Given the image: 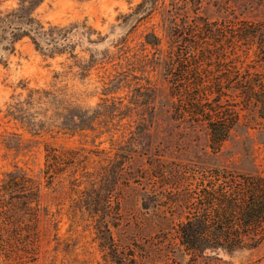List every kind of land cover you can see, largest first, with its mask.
Returning <instances> with one entry per match:
<instances>
[{
    "label": "rangeland",
    "instance_id": "1",
    "mask_svg": "<svg viewBox=\"0 0 264 264\" xmlns=\"http://www.w3.org/2000/svg\"><path fill=\"white\" fill-rule=\"evenodd\" d=\"M141 1L41 0L35 18L45 29L67 32L55 35L54 52L44 36H37L39 49L28 37L10 45L9 34L0 39V183L14 172L39 184L25 211L5 195L14 206L0 219V264H264V240L253 249L203 255L179 245L185 210L172 202L201 173L264 175V121L236 108L237 124L213 151L203 124L171 118L164 67L175 48L173 22L201 16L264 25V0L184 7L183 0H153L144 12L136 10ZM19 3L0 0V18ZM148 33L157 45L145 42ZM257 53L255 44L242 45L230 57L264 74ZM78 111L85 119L76 125L69 114ZM46 147L64 157L62 171L48 180ZM116 160L123 169L112 172ZM156 165L167 167L162 179L151 176L161 172L149 169Z\"/></svg>",
    "mask_w": 264,
    "mask_h": 264
},
{
    "label": "trees",
    "instance_id": "2",
    "mask_svg": "<svg viewBox=\"0 0 264 264\" xmlns=\"http://www.w3.org/2000/svg\"><path fill=\"white\" fill-rule=\"evenodd\" d=\"M187 1L197 5L196 0H183L182 7ZM40 2L41 0H20L16 9L5 12L0 18V39L7 40L9 34L10 45L28 37L36 49H39L37 36H44L54 52L58 48L55 35L65 38L67 32L64 34V27L44 28L33 15ZM152 2L153 0H142L137 4L136 10L144 12L148 9L147 4ZM179 19L180 24L173 22L170 27L175 48L173 52H169L164 65L172 99L171 118L203 124L209 147L217 151L230 137L238 122L236 108L249 109L264 121V74L241 68L237 66L236 59L230 57L239 46L255 44L258 57L263 59L264 25L245 20L209 21L201 16H194L188 21H185L187 16ZM158 41L159 38L153 33L145 35L147 44L155 46ZM69 110L73 112L80 109ZM78 112V115L69 114L71 121L78 119L76 125L85 119L84 111ZM54 152V148H45L44 173L47 180L62 171L59 161L64 160L63 154ZM115 164L117 168L114 167ZM112 167V172L123 169L120 160H116ZM149 169L161 171L151 176L162 179L167 167L156 165ZM169 169L179 171L183 168L178 166ZM187 173L172 172V177L183 179ZM205 173L200 174L192 189L189 188L184 195L172 202L185 210L184 220L177 226L179 245L184 251L199 255L218 251L232 253L257 247L264 240V175ZM32 183L33 180L25 175L14 172L5 175L0 183V219L7 217L5 207L10 212L13 211L14 204L6 201L5 195L8 200H19L24 207L21 206L19 210L25 211L29 196H38L39 192V184L32 186ZM174 185L171 188L175 191L178 187ZM106 194L105 202L108 203L111 192ZM25 244L27 247L28 242Z\"/></svg>",
    "mask_w": 264,
    "mask_h": 264
}]
</instances>
